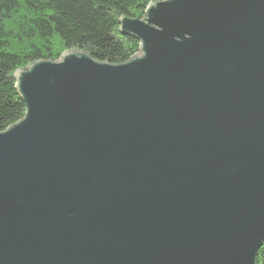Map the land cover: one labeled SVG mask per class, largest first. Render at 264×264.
<instances>
[{
	"label": "water",
	"instance_id": "95a60500",
	"mask_svg": "<svg viewBox=\"0 0 264 264\" xmlns=\"http://www.w3.org/2000/svg\"><path fill=\"white\" fill-rule=\"evenodd\" d=\"M140 51L18 68L0 132V264H257L264 0L120 17Z\"/></svg>",
	"mask_w": 264,
	"mask_h": 264
},
{
	"label": "trees",
	"instance_id": "16d2710c",
	"mask_svg": "<svg viewBox=\"0 0 264 264\" xmlns=\"http://www.w3.org/2000/svg\"><path fill=\"white\" fill-rule=\"evenodd\" d=\"M155 1L162 0H0V132L25 115L15 86L18 68L73 49L126 62L140 51V40L122 32L120 17L143 19ZM257 257L264 264V243Z\"/></svg>",
	"mask_w": 264,
	"mask_h": 264
}]
</instances>
